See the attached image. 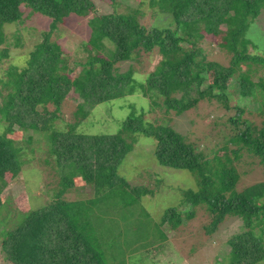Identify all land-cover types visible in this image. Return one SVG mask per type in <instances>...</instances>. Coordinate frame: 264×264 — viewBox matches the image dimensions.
<instances>
[{
	"label": "trees",
	"instance_id": "obj_1",
	"mask_svg": "<svg viewBox=\"0 0 264 264\" xmlns=\"http://www.w3.org/2000/svg\"><path fill=\"white\" fill-rule=\"evenodd\" d=\"M155 3L161 14L170 16L171 25L162 29L146 28L128 14L96 12L95 3L91 0H0V45L5 42L4 24L18 22L23 6L49 18L50 30L69 15L87 16V24L91 28L88 42L98 49L104 47V42L111 45L107 56L90 57L85 61L89 69L82 70L77 80L68 82L64 75L56 73L55 63L49 57L50 47H47L49 32H44L41 41L28 54L26 66L22 69L11 66L5 74L7 81L3 86L9 93L4 97L5 102H0L4 118L0 130V193L8 184V175L16 177L22 172L27 163L22 158L25 146L34 141L29 135H23L22 140L11 138L16 126L21 127V132L35 134L46 131L47 155L53 160L60 179L59 189L49 201L26 215L2 241V252L10 263L104 264L103 251L108 246L96 232L100 224L93 228L84 220L85 205L95 207L98 196L100 199L105 193L113 195L115 188L120 190V207H126L127 214L133 203L152 194L144 187H130L126 180L118 177L117 170L132 148L120 136L77 134L74 131L77 124L68 125L64 131L51 128L52 121L60 115V103L69 87L75 90L80 101L76 114L84 117L87 109L131 93L135 82L131 72L127 70L118 74L113 69L115 62L122 63L139 53L156 51L160 59L154 71L145 77V85L155 92L154 97L161 98L165 110L178 114L193 106L198 99L222 98L227 81L235 73L238 63L248 61L264 65V58L246 53L250 42L244 36L259 13L264 11V0H155ZM197 24L201 25L206 36L221 34L219 45L231 53L227 67L204 63L203 50L198 47L201 33L195 29ZM7 56L6 49L0 52V60ZM210 68L214 85L199 91L198 96L191 100L173 96L186 86L197 88L203 80L201 74ZM2 95L0 92V101ZM20 109L24 114L29 112L33 125L21 126L24 124L18 116ZM230 122L235 131L227 142L232 146L229 147L232 149L230 154L236 158L242 149L257 159L264 172V124L254 134L246 123H243V129H239L237 118L230 119ZM42 125H45V130L40 129ZM121 130L152 138V155L159 167L186 170L196 177V189H185L180 194L179 203H185L187 208L182 212L173 206L163 209V223L177 228L183 222L181 214L191 219L197 206H204L212 217L208 232L213 231L225 216L238 217L246 230L227 242L230 264H257L260 261V255L257 256L259 237H254L252 230L258 227L259 236L264 234L263 219L258 217L260 211L264 217V204L257 202L264 194V183L236 192L234 185L238 176L232 166L225 168L218 164L213 168L201 151L169 127L143 126L140 119L129 115L123 120ZM45 161L48 163L47 159ZM80 177L93 188V198L74 204L64 201L62 193L72 186L74 178ZM102 208L108 213L109 208L117 207L105 204ZM50 232L54 234L53 239L49 238ZM89 239L93 240L91 244Z\"/></svg>",
	"mask_w": 264,
	"mask_h": 264
},
{
	"label": "rangeland",
	"instance_id": "obj_2",
	"mask_svg": "<svg viewBox=\"0 0 264 264\" xmlns=\"http://www.w3.org/2000/svg\"><path fill=\"white\" fill-rule=\"evenodd\" d=\"M91 1L95 3L96 12L128 14L146 28L162 29L171 25L170 16L158 11L155 0ZM21 11V19L18 22L3 26L5 42L0 45V52L6 49L8 56L0 60V92L3 94L1 103L5 102L4 97L9 93L3 86V82L7 81L5 74L8 68H24L28 54L41 41L44 32H49L47 47H50L49 57L55 63L56 73L64 75L68 82L77 80L81 77L82 70L89 69L85 63L87 59L93 56H107L111 48L106 42L104 47L99 49L88 42L91 28L87 24V16L69 15L50 30L49 18L25 6ZM195 29L201 33L198 47L203 50L204 63H217L227 67L231 53L219 45L221 34L206 36L198 24ZM244 36L250 42L246 46V53L264 58V11H261L247 28ZM159 59L160 56L153 51L139 53L122 63L115 62L113 69L115 68L118 74L127 70L131 72L135 81L131 93L87 109L84 117H78L76 114L80 101L75 90L69 87L60 103V115L52 121L51 128L64 131L68 125L77 124L74 130L77 134L120 136L122 141L128 142L132 148L117 170L118 177L126 180L130 187H144L152 191V194L133 203L130 206L132 210L127 214L126 207H120V190L115 188L113 195L105 193L100 197L102 203L98 196L95 207L85 205L84 220L93 228L100 224L96 232L108 246L103 251L104 264H230V248L227 242L234 235L246 230L242 219L225 216L213 231L208 232L213 222L212 217L205 211L204 206H197L191 219H186L183 213L181 214L183 222L177 228L173 229L171 225L163 223V209L173 206L182 212V209L187 208L185 203H179L180 194L185 189H196V177L186 170L159 167L152 155L153 139L141 134L127 133L121 130V124L131 115L140 119L143 126L160 125L171 128L182 135L185 142L201 151L213 168L218 164L225 168L232 166L238 176L234 185L236 192L257 183H264L263 168L257 159L242 149L236 158H233L229 151L232 146L227 144L235 133L230 119H238L239 129H243V123H246L253 133L264 124V65L251 64L248 61L238 63L235 73L227 81L222 98L198 99L193 106L175 114L171 110H165L161 105V98L154 97L155 92L147 89L145 85V77L154 71ZM212 71L210 68L205 74H201L203 80L198 89L194 85L186 86L173 96L182 97L185 101L196 98L199 91L214 85ZM239 75L241 78L246 77L245 81H241ZM18 116L24 124L22 127L34 124L29 112L24 114L20 109ZM3 120L0 112V130ZM39 127L45 130V125ZM20 128L15 127L11 138L22 140L23 135H29L33 136L34 141L25 146L22 158L27 163L22 172L16 177L8 175V184L0 193V264H12L2 252V241L20 225L26 215L46 204L57 192L60 183L53 160L47 155L46 131L24 133ZM93 196V188L86 185L80 177L73 179L72 186L62 193L61 198L74 204ZM257 202L264 204V194ZM105 204L117 208H109L108 213L103 212L102 207ZM262 212L258 213V217L263 219L264 223ZM257 228L252 230L254 237H259L260 251L257 256L260 255V261L257 264H264V234L259 236ZM53 235V232H50L49 238L53 239ZM88 241L90 244L93 242L90 239Z\"/></svg>",
	"mask_w": 264,
	"mask_h": 264
}]
</instances>
